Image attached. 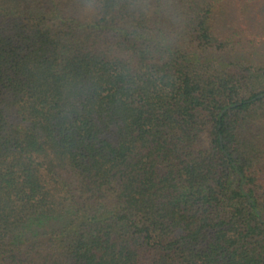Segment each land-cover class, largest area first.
Returning a JSON list of instances; mask_svg holds the SVG:
<instances>
[{
    "label": "trees",
    "instance_id": "trees-1",
    "mask_svg": "<svg viewBox=\"0 0 264 264\" xmlns=\"http://www.w3.org/2000/svg\"><path fill=\"white\" fill-rule=\"evenodd\" d=\"M0 264H264V0H0Z\"/></svg>",
    "mask_w": 264,
    "mask_h": 264
},
{
    "label": "clouds",
    "instance_id": "clouds-1",
    "mask_svg": "<svg viewBox=\"0 0 264 264\" xmlns=\"http://www.w3.org/2000/svg\"><path fill=\"white\" fill-rule=\"evenodd\" d=\"M94 5L91 4V3H87L85 4L84 8H85V11H91V10H94Z\"/></svg>",
    "mask_w": 264,
    "mask_h": 264
}]
</instances>
